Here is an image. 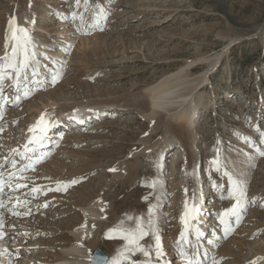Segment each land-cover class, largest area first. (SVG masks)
I'll use <instances>...</instances> for the list:
<instances>
[{
    "label": "rangeland",
    "instance_id": "374dc122",
    "mask_svg": "<svg viewBox=\"0 0 264 264\" xmlns=\"http://www.w3.org/2000/svg\"><path fill=\"white\" fill-rule=\"evenodd\" d=\"M89 3L90 7L85 12L83 0L80 8L76 7L75 0H0V56L4 55L8 22L12 18L25 16L33 19L40 26L36 32L41 40L51 38L55 39L54 41L61 40L62 36H54L52 30L62 20H66L68 24H75L74 28H78L75 29L78 30V35L89 38L85 52L72 61L76 66L73 67L74 76L72 75L71 81L68 82L70 79L65 80L63 77L68 70L64 65L62 78L53 84V74L58 73L55 72L56 66L51 61H43L45 70L43 77L47 82L42 78L36 79V75L27 72L26 77H22L21 83L24 84L20 85L21 90L15 91L17 94L13 91L17 96L21 95L19 101L13 100L16 99L14 95L9 101L6 97L9 89L2 90L0 100L4 99L7 107L2 111L3 118L0 119V123L5 118L9 122L5 121L6 125H3V131H0V139L13 141L12 146L15 143L21 146L22 143L8 133L17 129V125L10 122L11 118H17V122L23 126L24 119L31 113L26 110L27 101L34 99L36 103L40 93H49L60 85L63 88H58L60 91L57 92V97L63 93L68 97L72 95L71 92L75 95L80 92L77 83H87L90 93L98 99L105 100L111 97L123 99L129 92L139 91L149 84L156 83L182 66L188 67L190 62H193L189 67L191 76L201 78L219 57V62L209 72V79L201 83L199 90L204 98L203 104L198 108L199 116L196 119L200 171L204 174L200 185L205 204L212 205L209 208L214 212H211L214 217L217 216L218 210L223 211L234 203L230 200H221L220 192L215 186L221 184L225 189L230 188L227 177L206 164V161L209 163L216 157V150L219 149L227 170L237 179L248 182L247 194L250 201L254 202L249 203L240 224L234 225V231L227 237L219 234L223 227L216 222L218 220L216 218L211 226L217 228L218 235L213 234V230L209 228V232L207 234L205 232L199 241V250L201 254L205 250L208 252L204 264L211 262L213 257L224 261L227 259L249 261L257 248L253 242L264 238V157L259 155V151L264 150V138L257 131L258 127L264 132V0H89ZM97 4L107 13V19H102L99 24H96L94 19V10L98 11L95 8ZM73 12H77L78 16L83 13L84 22L81 23L79 19L73 20ZM26 87L28 89L31 87L32 94L29 97L23 96V89ZM97 87L100 90H97ZM104 89L112 92L106 93ZM206 105L212 106L207 108ZM61 109L72 111L77 109V106L66 103ZM20 111L23 112L17 114ZM129 111L104 114L103 119L99 120L100 125H96V130L87 135L88 139L84 137L83 143L75 144V141L68 139L67 142L71 146L66 160L59 149L53 150L45 160L40 159L39 163L33 160L40 158L38 154L30 153L31 161H23V158L17 155L16 161H22L17 163L16 169L11 167L10 162L5 166L3 161H0V164L4 165L0 171L7 177L10 172L21 169L22 164L33 163L34 170L29 168L23 172V176L27 177L24 181L28 184L24 189H29V186L33 187L38 182L56 180L63 175L67 178L66 181H72L70 175L65 172L61 175L57 171L53 173L52 169L48 170L46 161L53 156L55 159H63L67 164L77 165L80 170L99 165L97 168L78 173L77 178L73 180L79 182L70 186L69 193L78 198L83 197L82 192L86 190L90 193L86 196L88 200L95 197L112 203H121L122 211L107 220L110 223L108 230L118 226L121 221H124L123 227L134 228L135 218L145 216L147 219L149 208L153 204L158 205L157 214L162 209L164 212L173 209L176 204L171 203L173 196L177 202V196L181 191L180 185L176 183L178 171L185 172L187 168H184L182 155L173 164L175 160L173 149H165L163 157L166 158L168 167L165 169L166 179L162 182V175L157 169L160 161L157 153L166 143L162 137L164 130L152 133L149 120L141 117L135 109ZM148 136L150 139H147ZM243 137L249 138L247 142ZM56 148L59 147L54 145L51 150ZM52 167L53 163L50 168ZM191 169L192 167L188 169L185 177L190 182L194 179L189 174ZM153 181L156 182L155 188L151 186ZM161 187L166 188V200L162 204V209H159L156 201L158 193L163 192ZM5 189L10 190L12 194L19 191ZM50 192L58 194L59 191ZM191 194L193 191L188 194L190 199ZM44 196L41 197L45 199ZM3 197L4 195L0 196V199ZM5 204H8L5 207L8 208L9 201ZM49 204V215L60 216L54 218L55 221H62V225H66L74 219L75 211L65 209V206H59L61 210H57V206L51 202ZM13 208L18 211L24 210L17 206ZM129 216L135 217L130 221L127 219ZM59 231L52 234L53 237L51 234L47 239L41 237L40 240L47 250L56 248L59 240H55V237L61 235ZM107 232L102 231V236L106 237ZM210 233L214 238L210 237ZM114 234L112 237L116 238L115 244L107 245L103 239L105 237H101L95 243H87V250L92 252L94 248L101 246L110 255V260L118 259L127 242L119 234ZM209 240L212 243H208ZM191 241L195 245L196 239ZM173 242L170 240L167 245L172 264L187 263V259L180 255L177 243L173 245ZM226 244L236 248L231 252L221 251ZM186 250L191 254V249ZM259 252L264 254V249H260Z\"/></svg>",
    "mask_w": 264,
    "mask_h": 264
},
{
    "label": "bare ground",
    "instance_id": "6f19581e",
    "mask_svg": "<svg viewBox=\"0 0 264 264\" xmlns=\"http://www.w3.org/2000/svg\"><path fill=\"white\" fill-rule=\"evenodd\" d=\"M23 17L24 18L17 17L15 19L17 21L18 26L29 29L36 51V59L33 62V64L29 67L27 72H31L34 75H36V79L42 78V80L44 81L45 77L43 76L45 70L43 69L42 62L51 61L56 66L55 72L57 71L60 74L62 72L63 66L66 65L68 70H66L67 72L66 76L63 75V77H65V80L69 78L70 80H68V82L71 81L72 75L74 76L72 70L73 67L76 66L72 64V61L75 58L77 59L78 55L85 52L84 51L85 46L89 44L88 42L89 38L79 36L78 30H75L78 28H74L75 24H71V23L68 24L66 20H62L60 21V24L54 30H52V32H54L55 34L54 36L56 35L62 36L61 40L54 41L55 39L52 38L49 40H41L36 32L38 29H40L39 24L35 22L33 24L32 23L33 19L31 20L30 17H26V18L25 16ZM66 32H70V33L67 34ZM8 35L9 32L7 31V36ZM5 43L6 42H4L5 51L3 52V54H5L6 51L10 52L11 50L10 47H6ZM68 47L70 48V50ZM69 51L71 52L67 54V52ZM219 59L220 58L218 57L216 62L213 61L212 65L209 67L208 70L205 71L204 75L201 76V78L191 76L189 67L191 66L190 64L193 62H190L188 64V67L182 66L178 71H174L168 75H165L160 81L156 83L149 84L144 88L139 89V91L129 92L123 99L115 98V97H111L105 100L98 99L95 95L90 93L91 90L89 89V85L87 83H77L78 86H80L79 87L80 89H78L80 90V92L76 93L75 95H73V92H71L72 90H70L72 95L68 96L69 94H67L68 97H66L64 96L65 94L63 93V95L57 97L56 96L57 92L60 91L59 90L60 88H63L62 85H60L59 86L60 88L58 87L59 89L58 88L53 89L49 93H44V92L40 93V95L37 96L38 99H36V101L38 100V102L36 103L34 99H32L31 101H27L28 104L26 110H29L31 113L29 115L26 114L27 118L24 119L25 123H22L23 126H21V124L17 122L18 121L17 118L15 117L11 118L10 122L16 124L17 129L15 130V132L9 131L8 133L12 134L11 136L14 135L15 138L18 140V142L20 141V143L25 145L28 142V139L32 135V133L29 132V128L37 122L38 118L42 113L48 112L51 116V120L54 122V126L48 129L47 136L46 139L44 140L43 146L40 147L36 153L34 154L32 153V154L33 155L38 154V157H43L41 160L43 159L45 160L46 158L49 157V155L52 154L53 150L59 149L60 150L59 152H61V154L65 157L64 160H66L67 157L69 156V148H70L69 146H71L70 143L67 142V140L72 139L73 141H75V144L85 142L84 137L88 139L89 136L87 135H89L90 132L96 130L97 128L96 125H100L99 120L103 119L104 114L110 115L111 112H115V111L124 112L127 110L131 111L132 109H135L140 114L141 117L149 120L152 133H156L158 131L164 130L162 137L164 138L166 143L162 147H160L157 153L158 160H160L159 165H162L161 168L157 167L158 172L162 175L163 178L162 182H164V179H166L165 169L168 167L166 158L163 157L165 149L167 150L173 149L175 155L174 157L175 160L173 164H175L176 160H178L180 158V155H182L183 162L185 165L184 168H187V171L185 172L182 170L178 171L179 177L177 178L176 183L180 185L181 191L180 194L177 196V202L174 198L175 196H173L174 200L172 199L171 203L173 204L176 203L174 206L172 205L173 209H171L170 211L166 210L167 212H164V210L162 209V204L166 200L165 199L166 188L162 189L161 187L163 192L158 193L157 198L159 199H157L156 201L159 204V209H162L158 212L157 215L160 218V221H162L160 222V228H161L160 234L162 236L163 249L166 253L165 259L168 261V264H172L169 255L170 250L168 249L167 245H168V241L170 240H172V242L174 241L173 245H175L180 237V233L183 231V224L181 223L180 217L184 212L185 200L190 201L192 199V198L190 199L188 195L190 191L191 192L193 191V194H191L192 197L195 194L197 197L200 198V202L202 205L203 215L199 219V227L204 233L206 232V234L209 232V228H210L211 230H213V234L218 235L217 228L214 229V227L211 226V223L215 222V219L218 218L219 213L222 211L218 210L217 216L214 217V214L211 215L212 209L209 208L212 205L208 204L207 206L205 203H203L204 194L200 184L204 174L200 171V156H199L200 149L198 147L199 135L196 130V126H197L196 119L199 116L198 108H200L204 100L202 96V92L199 91L200 85L203 81L209 79V72L212 70V68L216 66L217 62H219ZM21 84L23 85L24 83ZM67 84L70 85L75 83H67ZM27 86H29V83H27ZM30 88L31 87H29V89ZM5 89H9L8 94L6 96L8 97L7 99L9 101L13 99L11 98V96L13 95L16 96L17 98L16 95L17 92H15L17 91V88L13 84L11 79H6L3 82V86L0 89V97L2 96L1 94L2 90ZM96 89L100 90V88L98 87ZM13 91L16 94H14ZM105 92L111 93L112 90H107ZM18 96L21 97V95ZM13 100L15 101L16 99ZM3 101L4 99L2 101L0 100V111H5L7 107V106L5 107V103ZM211 101L212 100H209V102ZM66 103H72L73 105L77 106V109L75 110H79V111L84 110L83 108L86 107L88 108L93 105L96 106L99 105V106H97L95 109L89 112H86L85 110L81 115L76 117L73 115L75 114L74 110L66 111L61 109V106L65 105ZM211 106L212 105L210 106L206 105L207 108ZM110 110H114V111H110ZM21 112L23 111L17 112V114H21ZM98 115H100L99 118H96ZM71 117H76V119H72ZM66 118H68L67 120L68 122L72 123L70 126V130H72L74 126L79 125V123H77L76 120H83L84 124L81 125L82 127L79 128L78 130L76 129L70 132L68 126L66 125L62 126L60 123L61 120ZM5 121H7L6 118L0 123L2 129L6 125ZM94 126L95 128H93ZM87 131L89 133H85ZM69 134L70 137L69 138L66 137ZM147 139H150V137L148 136ZM13 143H14L13 141H9L8 139L5 140L0 139V161H3L5 166H7L11 160L13 159L16 160L15 157L18 154H15L13 152L14 149H18L21 152L24 151V147H23L24 145L21 144L20 146L19 144L17 145L15 143L12 146L11 144ZM54 145H56L59 148L51 150V148ZM5 158H7L8 162H6ZM24 160L25 159H23V161ZM33 160L36 161L37 158H34ZM21 161H17V162H21ZM46 162H48L46 163L48 164V168H49L48 170L52 169L53 171L52 170L51 171L53 173L57 171L61 175L64 174L65 172L66 174L70 175V180L77 178L76 175L78 173H82L92 168L99 167V165H94L89 167V169L87 170L84 169L80 170L77 165L67 164L65 163L66 161H63V159L62 160L55 159L54 156L50 158V160L48 159V161ZM224 162L225 161H223V163ZM51 163H53L52 168H50ZM206 164L209 167H212L211 161L209 163L206 161ZM22 166L25 167L26 164H22ZM191 167L192 169L189 174L192 177H194L192 182H190V180H187L185 178L187 175L186 172H188V169ZM219 173L222 174L221 172ZM66 179L67 178L63 175L62 177H59L56 180L52 179L51 181L44 180L42 182H38L37 184L33 185V187H37L41 189V191L37 193L31 192V189L33 188L32 185L29 186V189L22 188L19 189V191L17 190L18 192L15 194L10 193V190L5 189L3 194L4 195L3 201L5 203L9 201V207L0 208V220L3 221V228L0 229V231L3 232V238H0V264H57V262H61L60 264H89L88 260L91 252L90 250H87L88 249L87 243H91V242L95 243L98 238L105 237L102 236L103 234H101V232L103 231V233H106L107 231H109L108 228H110V223H108L107 220L113 218L114 217L113 215H115L116 213L118 215L119 212L122 211L121 210L122 204L112 203L106 199L95 198L92 196H90L92 198L88 200L86 199V196L90 195V193H87L86 190H83L84 189L83 187L81 188L83 190L82 192L83 197H78V198L76 196H73L72 193H69L68 190L70 187H68L66 191L63 190L59 191L58 194H53L52 192L48 191V189L50 188L51 189L57 188L59 186L57 182L68 183L69 181H66ZM15 182L27 184V182L24 180H18ZM160 185L162 186V183ZM185 189L188 190L187 194L185 193ZM42 195H45L44 196L45 199L41 197ZM10 196L12 197L11 200H9ZM16 197H19L21 201L29 202L27 204V207L20 206V208H24V210L20 212L24 213L30 210L31 212L30 215L14 216L8 210L9 208L16 207ZM48 201L51 202L52 205L57 206L56 208L57 210H61L60 209L61 207L59 206H65L66 207L65 209L75 211L74 219L66 223V225H62V221L61 222H59V220L55 221L54 218L60 216H58L57 214L54 216L49 215L48 208L50 204ZM44 205H47V207H45ZM230 206L231 204L229 205V207ZM62 213L64 214L63 211ZM108 215H110L109 218H107ZM141 218L146 220L145 216ZM77 221L78 223H76ZM216 222L219 223V219ZM173 223H175L176 225ZM40 225H44V227H41ZM55 229L56 230L59 229L60 231L59 230L56 231ZM58 231L61 233V235L55 237V240H59V242L56 243L57 244L56 248L55 247L48 248L49 250H47V248L44 246L43 241L40 240L41 237L42 238L45 237L47 239V236H49L50 234L52 236V234H55ZM221 233L222 235H224L223 229L222 232L220 231L219 234ZM210 237H213V235L211 234ZM112 238L106 236L103 239L105 240V243L107 245H113L117 241L115 240L116 238L113 239ZM189 238H192L191 240L196 239L194 231L189 233ZM141 243L144 244L146 247H150L154 244V239L151 236H149L146 237L145 240L142 241ZM253 243L257 248L254 252V255L252 254L253 256L250 258L249 261H247L248 259L246 261H244L245 259L244 260L227 259L224 261L221 258L219 260L217 259V261H219L221 264H253V262H255V264H264V254L259 252L260 249H264V238L261 237L260 239L254 241ZM97 247H101V246H97ZM235 248L233 247V245L226 244V246L222 247L221 251L231 252ZM154 255L155 253L153 252V256ZM207 257L208 255L203 256V254H201L200 256H198V259H201L205 263L204 260L207 259ZM132 259L139 261V260H144L145 257H143L141 253H136L135 255L132 256ZM114 260L115 259L110 260L108 264H112V261ZM180 264H187V263L180 262ZM206 264H211V262L209 261Z\"/></svg>",
    "mask_w": 264,
    "mask_h": 264
},
{
    "label": "snow or ice",
    "instance_id": "6c2138e0",
    "mask_svg": "<svg viewBox=\"0 0 264 264\" xmlns=\"http://www.w3.org/2000/svg\"><path fill=\"white\" fill-rule=\"evenodd\" d=\"M84 11L87 12L90 7L89 0H83ZM75 5L77 8L81 6V0H75ZM95 8L98 11L94 10V19L95 23L99 24L102 19H107V13L99 4L95 5ZM72 19L77 20L81 23L84 22V14L81 13L79 16L77 12L72 13ZM34 24V21L32 22ZM8 32L9 35L6 38V47H10V52L6 51L3 56H0V88L3 86V82L6 79H11L13 84L16 86L17 90H20V84L22 77H26L27 70L33 64L36 59L35 45L30 35L28 28L18 26L15 18H12L8 22ZM85 34H87L85 32ZM11 70V71H9ZM62 78L60 73L53 74L52 83L55 84L58 79ZM32 94L31 90L28 88L23 89V96L29 97ZM20 97L17 96L16 100L19 101ZM91 111V110H90ZM3 118V112L0 111V119ZM76 119V117H71ZM80 123H84L83 120H80ZM54 126V122L51 120V116L48 112L42 113L38 118L37 122L29 128V132L32 133L31 137L28 139V142L23 146L24 151H19L14 149L13 152L18 154L21 158L31 161L29 153H36L40 147L43 146L44 140L47 136V131L50 127ZM0 131H3L0 128ZM257 131L260 132L262 138H264V132H261L257 127ZM247 142L248 137H243ZM31 145V147H30ZM217 155L211 161L212 167L215 168L217 172H221L224 177H227L230 188L225 189L223 185H215L217 190L220 192L221 200H230L234 201L230 207L225 208L222 212L219 213L218 219L220 225L223 227L224 236L227 237L231 232L234 231V225L238 226L243 218V214L246 212L249 203L254 202L250 201L248 197V182L246 180L237 179L236 176L227 170L226 165L223 163L219 149L216 150ZM259 155L264 157V150L259 151ZM40 157L35 162L39 163ZM6 162L7 158H5ZM11 167L13 169L17 168V161L11 160ZM4 167L3 164H0V169ZM158 168H161L162 165H157ZM254 167V165H253ZM29 168H33L34 164L29 163L24 168L17 169V171L10 172L7 177H5L4 172L0 171V196L4 194L5 188L11 189L12 192H16L19 189L27 187L26 183H17L18 180H27V177L23 176V172L27 171ZM115 171V169H111ZM78 180H72L68 183L57 182L58 187L55 189H48V191H66L68 187L78 183ZM151 186L156 187V182L153 181ZM41 189L33 187L31 189L32 193L40 192ZM187 189L185 193L187 194ZM226 193V194H225ZM12 197H9L11 200ZM147 199V197L145 198ZM159 199V198H157ZM28 201H21L19 197H16V206L27 207ZM47 207V205H44ZM7 205L0 199V208H5ZM158 205L153 204L150 206L148 211L147 219L135 218V227L134 228H125L123 227L124 221H121L118 226L111 229L106 235L111 238L114 233L119 234L123 240L127 243L124 248L119 253V259L112 261V264H168V261L165 259L166 253L162 245V236L160 228V218L157 215ZM14 216L21 215H30V210L21 213L17 211L16 208L8 209ZM103 210V209H102ZM203 215L202 205L200 198L195 194L192 199L185 200L184 202V212L180 217L181 223L183 224V231L180 233L179 240L177 241V248L180 252V255L187 259V264H204L201 259L196 257L200 256L199 250V241L205 235V233L199 227V219ZM128 220H133L134 218L129 216ZM94 227V226H93ZM3 228V221L0 220V229ZM194 231L196 243L193 245L192 241L189 239V233ZM151 236L154 239V244L150 247H146L141 242L145 240L146 237ZM0 238H3V232L0 231ZM208 243H212L211 240ZM83 246V245H81ZM186 249H191V254ZM153 252L155 255L153 256ZM136 253H141L144 260H133L132 256ZM208 252L205 250L203 256H207ZM93 264H106L104 261L94 260ZM211 264H220L214 257L211 259ZM255 264V262H253Z\"/></svg>",
    "mask_w": 264,
    "mask_h": 264
},
{
    "label": "water",
    "instance_id": "95a60500",
    "mask_svg": "<svg viewBox=\"0 0 264 264\" xmlns=\"http://www.w3.org/2000/svg\"><path fill=\"white\" fill-rule=\"evenodd\" d=\"M94 260L107 262L109 260V256L107 255L106 252H104V250L101 247H97L92 254L90 264H93Z\"/></svg>",
    "mask_w": 264,
    "mask_h": 264
}]
</instances>
